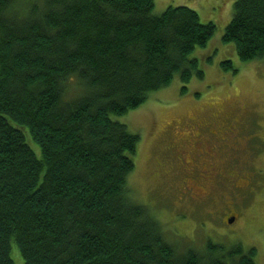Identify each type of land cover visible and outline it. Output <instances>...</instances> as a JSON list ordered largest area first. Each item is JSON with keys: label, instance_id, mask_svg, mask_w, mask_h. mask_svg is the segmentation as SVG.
<instances>
[{"label": "trees", "instance_id": "16d2710c", "mask_svg": "<svg viewBox=\"0 0 264 264\" xmlns=\"http://www.w3.org/2000/svg\"><path fill=\"white\" fill-rule=\"evenodd\" d=\"M153 8L0 0V264H257L253 247L170 241L133 200L140 135L117 118L175 76L181 94L203 79L189 55L216 29L188 6ZM222 41L240 61L264 63V0H233Z\"/></svg>", "mask_w": 264, "mask_h": 264}, {"label": "rangeland", "instance_id": "374dc122", "mask_svg": "<svg viewBox=\"0 0 264 264\" xmlns=\"http://www.w3.org/2000/svg\"><path fill=\"white\" fill-rule=\"evenodd\" d=\"M180 5L194 9L200 22L214 23L216 29L204 47L195 48L189 55L197 60L203 79L193 76L185 85L187 92L181 94L183 85L175 76L168 87L150 92L139 107L117 118L130 132L140 135L134 157L140 171L135 170L136 174L134 172L130 178L136 197L133 200L145 204L170 241L185 242L198 249L205 248L208 240L225 247L240 244L245 251L253 247L256 263L264 264V63L240 61L234 44L222 41L232 17L233 0H154L153 14L163 13L168 6ZM227 60L232 62L236 73L222 70L221 62ZM218 117L241 124L246 121L240 134L247 138V144L243 143L236 159L230 161L236 168L230 165L227 171L234 182L215 179L207 185L208 192L197 199L191 194L193 199L178 200L175 197L178 189L169 186L164 176L172 150L154 144V119L187 129L186 122L190 119L211 122ZM204 144H207L206 139ZM33 148L39 153L35 144ZM202 152H207L206 148ZM220 161L222 158L216 160ZM211 163L210 160L205 162L206 166ZM213 173H217L216 170ZM242 181L246 189L238 185ZM232 183H236V187L230 186ZM229 186L232 191L228 190ZM159 189L162 192L160 207L157 198L154 200ZM233 216L234 221L230 222ZM17 264H21V260Z\"/></svg>", "mask_w": 264, "mask_h": 264}, {"label": "flooded vegetation", "instance_id": "af4514ba", "mask_svg": "<svg viewBox=\"0 0 264 264\" xmlns=\"http://www.w3.org/2000/svg\"><path fill=\"white\" fill-rule=\"evenodd\" d=\"M206 121L190 119L186 122L188 128L182 129L174 127L173 123L162 124L154 119L153 142L156 145L161 144L169 151L172 150V157L164 176L167 180L170 179L172 187L178 189L176 195L178 200L190 199L191 194L197 199L208 192L207 185L212 184L215 179L234 182L232 176L227 175L226 167L241 152L239 148L243 142L239 134L244 131L246 121H242L243 124L220 118L211 122ZM168 139L170 140L167 141ZM204 139L207 141L206 145ZM246 144L247 142H244L245 146ZM204 148L207 152H202ZM223 152L227 155H223ZM220 158L222 161L217 163L216 160ZM207 160L212 162L209 166L205 164ZM215 170L217 173H213ZM233 184L236 187V183L230 186ZM238 185L247 187L243 181ZM230 186L228 190L232 191L233 188Z\"/></svg>", "mask_w": 264, "mask_h": 264}, {"label": "water", "instance_id": "95a60500", "mask_svg": "<svg viewBox=\"0 0 264 264\" xmlns=\"http://www.w3.org/2000/svg\"><path fill=\"white\" fill-rule=\"evenodd\" d=\"M234 218H235V217L233 216V217L230 219V222H233V221H234Z\"/></svg>", "mask_w": 264, "mask_h": 264}]
</instances>
